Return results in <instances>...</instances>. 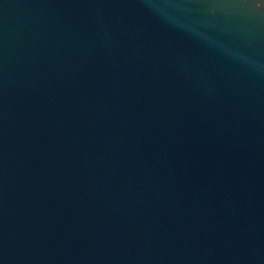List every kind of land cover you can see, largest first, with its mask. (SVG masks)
<instances>
[{
	"label": "water",
	"instance_id": "water-1",
	"mask_svg": "<svg viewBox=\"0 0 264 264\" xmlns=\"http://www.w3.org/2000/svg\"><path fill=\"white\" fill-rule=\"evenodd\" d=\"M0 264H264V0H0Z\"/></svg>",
	"mask_w": 264,
	"mask_h": 264
}]
</instances>
